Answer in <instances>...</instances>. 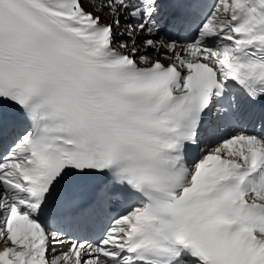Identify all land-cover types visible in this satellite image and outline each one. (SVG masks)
<instances>
[{
	"label": "snow or ice",
	"instance_id": "obj_1",
	"mask_svg": "<svg viewBox=\"0 0 264 264\" xmlns=\"http://www.w3.org/2000/svg\"><path fill=\"white\" fill-rule=\"evenodd\" d=\"M0 264H264V0H0Z\"/></svg>",
	"mask_w": 264,
	"mask_h": 264
},
{
	"label": "bare ground",
	"instance_id": "obj_2",
	"mask_svg": "<svg viewBox=\"0 0 264 264\" xmlns=\"http://www.w3.org/2000/svg\"><path fill=\"white\" fill-rule=\"evenodd\" d=\"M89 8V7H88Z\"/></svg>",
	"mask_w": 264,
	"mask_h": 264
}]
</instances>
